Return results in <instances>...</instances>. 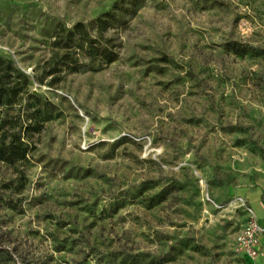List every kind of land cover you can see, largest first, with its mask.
Segmentation results:
<instances>
[{"label": "rangeland", "instance_id": "1", "mask_svg": "<svg viewBox=\"0 0 264 264\" xmlns=\"http://www.w3.org/2000/svg\"><path fill=\"white\" fill-rule=\"evenodd\" d=\"M115 1L0 0V58L37 98L8 115L51 117L0 162V264H243L239 198L264 186V0H144L105 33L114 62L47 76L54 31Z\"/></svg>", "mask_w": 264, "mask_h": 264}, {"label": "trees", "instance_id": "2", "mask_svg": "<svg viewBox=\"0 0 264 264\" xmlns=\"http://www.w3.org/2000/svg\"><path fill=\"white\" fill-rule=\"evenodd\" d=\"M143 1L117 0L110 10L88 23L76 22L69 29L58 27L50 42V56L43 63L46 75L52 78L61 72L93 71L114 62L117 44L105 33L113 24H124V16L134 14ZM27 83L24 73L0 58V122L8 120L18 124V130L0 129V162L8 165L25 159L29 134L37 132L51 119L42 113L40 106L34 110L24 106L15 116L8 115L13 106L19 105L17 102L22 96L27 100L37 99L28 94Z\"/></svg>", "mask_w": 264, "mask_h": 264}, {"label": "built area", "instance_id": "3", "mask_svg": "<svg viewBox=\"0 0 264 264\" xmlns=\"http://www.w3.org/2000/svg\"><path fill=\"white\" fill-rule=\"evenodd\" d=\"M239 200L246 213V221L241 231L236 235V245L242 255L254 259L258 254V237L262 232V228L257 224L255 215L246 204V201L241 198Z\"/></svg>", "mask_w": 264, "mask_h": 264}, {"label": "crops", "instance_id": "4", "mask_svg": "<svg viewBox=\"0 0 264 264\" xmlns=\"http://www.w3.org/2000/svg\"><path fill=\"white\" fill-rule=\"evenodd\" d=\"M246 204L253 211L257 224L262 228L258 237V254L254 259L243 255V264H264V186L254 191L243 193Z\"/></svg>", "mask_w": 264, "mask_h": 264}]
</instances>
